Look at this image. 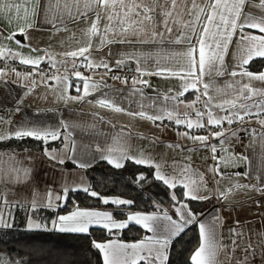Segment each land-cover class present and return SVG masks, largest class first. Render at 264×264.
I'll return each instance as SVG.
<instances>
[{"label": "snow or ice", "instance_id": "obj_1", "mask_svg": "<svg viewBox=\"0 0 264 264\" xmlns=\"http://www.w3.org/2000/svg\"><path fill=\"white\" fill-rule=\"evenodd\" d=\"M248 5L256 7L264 13V0H204L203 5L197 4L196 0H191L190 4L185 5V9L186 14L192 16L193 19L184 22L174 16L177 0H163V2L162 0H47V8L44 7L41 0H0V17H7L9 24L15 23V27L10 28L8 34H0V60L7 61L11 56L13 60L18 58L23 65L39 68L43 56L32 57L19 51L20 48L27 46L16 37H27L28 30L35 26V20L41 13L44 14L45 21L55 31L61 29L68 31L67 25L69 23L80 25V35L78 36L75 32L72 33V38L68 44L70 50L62 54L65 59L60 61L61 65H65L67 59L72 58L73 69L76 68L75 61L83 58L84 61H87V67H104L110 72L112 69L105 61L101 60L99 63H94L89 59L93 48L103 47L114 42H132L128 40L129 34L134 36L136 42L139 43H162L165 32L171 35L173 32L172 25H178L179 35L170 40V43L184 47L182 50L161 57V59L171 60L173 62L172 67L162 66L158 59L156 60L157 70L148 71L137 61L135 71L141 75H161L165 72L173 76L181 75V78L186 80L183 84V90L176 96H165L164 100L176 101L179 96L184 95V92L193 89L198 93L196 95L197 102L201 101L202 97L207 98L203 101L207 111L194 109L196 119L189 118L187 113L182 119L176 112L174 104L160 106L157 110L149 113L144 110V105L141 103L138 111H129L118 106L115 98L109 93H103L102 98L96 100L95 104L101 108L111 109L116 113H127L129 116L147 119L153 123L156 121L163 122L164 119H167L177 126L184 125L187 129L208 130L211 126V129L214 130L208 131L207 135H196L189 132L181 135L194 143L198 142L202 147L211 151V158L215 161V166L210 168V171L213 173V182L218 185L216 199L226 200L229 193L241 188L254 190L264 195V179L256 185L237 183L229 189L219 187L221 179L218 177H222L220 165L223 164L224 167H227L232 159L236 158L231 155L217 156V145L209 143L210 138L216 139L219 142L220 151L228 153V149L224 147V140L221 139L227 131L224 124L227 123L230 126L234 122L244 121L245 117H255L261 127L264 128V118H262L264 117V72L253 73L246 68L253 59L264 58V15L257 17L245 12V6ZM185 28L190 29V31L185 32ZM245 29L255 30L260 35L246 32ZM234 37L237 39L235 55L237 63L233 70L228 72L224 59ZM93 38H96L97 43H93ZM5 41L8 43H4ZM73 44L78 45V47L73 49ZM32 51L36 50L32 49ZM48 63L51 67H56V61L51 56ZM115 63L119 67L124 61L118 59ZM5 67H7V63H5ZM66 71L67 69H65ZM4 74L0 71V75ZM226 74L233 79L227 82L224 87L218 86L216 77ZM41 75L45 74L41 72ZM73 75L82 81V85L70 84L67 75L52 74L49 77L63 85L59 93L61 100L80 101L84 97L99 91L102 87H107L106 84L96 83L91 77L82 76L79 71H75ZM236 77H240V79H236ZM113 78L121 79L120 77ZM122 82L128 83L127 79ZM131 82L134 86L133 93L139 91L135 85L147 84V81L138 80L135 77ZM70 87H75L78 93L82 91V95H67ZM213 92L216 95H213ZM214 109H219L226 114L218 116L214 114ZM234 134L235 132H233ZM255 134L253 132V135ZM259 135L261 137L262 157H264V133ZM25 138H32L47 144L49 139H59L60 133L57 130L40 127H19L7 133L0 132V141L23 140ZM126 143V139L121 135L114 138L111 146L106 149L98 147L97 151L101 153L100 158L114 168H122L126 160H131L137 165H145L153 169L154 179L162 182L169 189L181 185L184 189L181 192L183 199L177 200V196L172 195V200L176 201L173 205L175 218L165 211L162 215L129 214L126 221L117 222L110 212L84 210L76 207L67 215H57L55 218H50L49 223L38 221L30 215L26 230H54L61 233L88 234L91 226H98L112 234L113 229L122 230L128 227V222H134L152 235L145 236L134 243L112 240L102 243L94 240L92 246L102 254L103 264H141V261L143 264H167L169 250L173 242L182 233H185L190 225L198 224L199 244L190 256L191 264H216L218 253L228 247L223 245L220 239V225L217 224V220L220 218L217 216L209 221H201L190 207L191 201L212 199V196L200 194L202 188H208V181L204 174L195 172L190 163H186L179 173H177L175 165L171 166V172L165 171L161 164L144 158L143 154L137 157L129 155ZM168 147L174 148L179 147V145H168ZM74 148V144H64V149L67 151L71 152ZM58 151L57 149L45 148L44 155L57 164H63L64 160L54 154ZM6 155L7 159H4ZM28 159L31 160L30 157ZM238 159H247V157H239ZM74 162L80 168L90 166V162ZM262 163H264V159H262ZM31 171L30 167L23 165V161L17 157L14 151L11 154L0 152V183L15 184L27 181ZM146 179L143 174L138 177L139 181ZM78 190H80L78 187H64L59 194L48 190L45 193L43 203L37 200L38 194H34L30 202H26L20 207H24L26 211L30 212L41 209L55 211L56 208L63 206L59 203L60 201L67 203L68 194ZM82 190L91 197L99 195L97 192L91 191L89 187H83ZM0 202L7 203L2 196H0ZM103 203L121 206L130 205L133 201L103 199ZM12 226L10 219L6 218L3 212H0V228H11ZM232 231L234 235L237 234L235 230ZM236 247V240L233 239V253ZM250 251L254 252V249L248 245L245 252ZM0 264H9V261L0 256ZM237 264H247V256L244 260L237 261Z\"/></svg>", "mask_w": 264, "mask_h": 264}, {"label": "crops", "instance_id": "obj_2", "mask_svg": "<svg viewBox=\"0 0 264 264\" xmlns=\"http://www.w3.org/2000/svg\"><path fill=\"white\" fill-rule=\"evenodd\" d=\"M41 3L47 8V0H41ZM190 3L191 0H177L176 12L174 14L176 19H182L184 22L193 19L192 16L186 14L185 9V5ZM196 3L203 5L204 0H196ZM244 11L257 17L264 15L258 8L250 5L245 6ZM14 27L15 23L9 24L7 17H0V34H8L9 29ZM67 27L68 31L63 29L60 31L53 30L51 25L45 21L44 14L41 13L35 20V26L28 30L27 37H16V39L21 40L27 46L20 48L19 51L32 57L43 56L39 68L23 65L19 62L18 58L13 60L11 56H9L7 61L0 60V71L5 73L4 75H0V118H2V121H0V132L7 133L19 127H40L57 130L60 133L59 139H49L47 144L37 140L43 145L42 149H7L3 148L2 145L9 140L0 141V152L11 154L14 151L17 157L23 161V165L30 167L32 170L30 178L27 181L15 184L0 183V196L7 201V203L0 202V212H3L6 217L14 209L24 211V224H21L23 227H20L24 230H26L24 227L30 215L38 221L49 223L50 218L57 216L55 211L60 207L56 208L55 211L41 209L36 212L26 211L24 207H20V205L26 204L25 199L27 197H33L34 194L42 197L39 202L43 203L46 191L52 189L51 183L48 180H32L34 179L32 178V173L39 172L36 169L43 163L48 166V171L56 169L62 173L73 172L74 175L86 174L88 176V170L100 162H106L100 158L101 153L97 151V148L106 149L113 144L114 138L123 135L127 142V151L133 157L143 154L144 158L161 164L165 171L168 172H171V166L175 165L177 173L180 172L186 163H190L191 168L195 172L204 174L205 179L208 181V188H202L200 194L212 196V199L199 201L204 203L206 207L203 212L197 214V217L201 221H209L218 216L220 218L217 220V224L220 225V239L223 245L228 246L225 250L218 253L216 264H237V261L244 260L245 256H247V264H264V195L254 190L241 188L229 193L226 200L216 199L218 185L213 182V173L210 171V168L215 166V161L211 158V151L202 147L198 142L194 143L192 140L186 139L181 135L185 132L203 135V129H187L184 125L177 126L174 122L167 119H164L163 122L156 121L153 123L147 119L129 116L127 113H116L111 109L101 108L98 104H95L96 100L102 98L103 93H109L115 98L118 106L129 111H138L141 103L144 105V110L149 113L157 110L160 106L174 104L176 112L182 119L185 113L189 115V118L196 119L194 109L207 111L203 103L207 98L202 97L201 101L197 102L196 95L198 93L193 89L184 92V95L179 96L176 101L164 100L165 96H176L183 90V84L186 80L181 78V75L173 76L167 72L161 75H141L135 71L137 61L148 71L157 70L156 60L158 59L162 66L172 67L173 62L171 60L161 59V57H165L174 51L182 50L184 47L183 45L170 43V40L179 35L177 30L179 26L173 24V32L171 35L165 32L162 43H139L136 42L134 36L129 34L128 40L132 42H114L103 47L93 48L89 59L94 63H99L101 60L105 61L112 69L110 72L104 67H87V61H84L83 58L75 61L76 68L74 69L72 67V58H68L65 65L60 64V61L65 59L62 54L70 50L68 44L72 38V33L75 32L78 36L80 35V25L69 23ZM185 29H187L186 32L190 31L188 28ZM245 31L260 35L255 30L245 29ZM4 43L8 42L5 41ZM93 43H97L96 38H93ZM236 45L237 39L234 37L224 59L228 72H231L237 63L235 58ZM76 47L78 45H72L73 49ZM32 49L36 51H32ZM50 56L56 61L55 68L51 67L48 63ZM118 59L124 61L119 67L115 63ZM261 59L264 58L253 59L246 66L247 70L253 73L264 72V67L259 71H254L251 68L254 61ZM5 63H7V67H5ZM65 69H67L66 72ZM75 71L81 72L82 76L86 78L91 77L98 84H106L107 87H102L99 91L84 97L80 101L61 100L59 93L63 85L49 77L52 74L57 76L67 75L70 84L80 86L82 85V81L73 75ZM41 72L45 75L42 76ZM113 77H120L121 79H114ZM134 77L138 80L147 81V84L135 85V88L139 89V91L133 93L134 86L131 81ZM124 79H127L128 83H123ZM232 79L227 74L219 76L216 77V84L224 87ZM236 79H240V77H236ZM66 94L77 96L82 95V91L78 93L75 87H70ZM212 94L216 95L214 92ZM213 111L218 116L226 114L219 109H214ZM3 121L9 123H4ZM224 128L227 131L221 139L224 140V147L228 149V153L220 151V145L216 139H212L213 144L217 145L219 156L231 155L236 159H232L227 167H224L223 164L220 165L222 177H218L221 179L219 187L229 189L237 183L240 185H256L260 180L264 179V163H262L264 157H262L261 137L259 135L260 133H264V128L261 127V124L257 122L255 117H245L244 121L234 122L230 126L225 123ZM233 132H235L234 135ZM253 132L256 134L253 135ZM241 134L246 136L245 143H242L240 139ZM65 143L69 145L74 144V150L71 152L65 150ZM168 145H179V147L169 148ZM45 148L59 150L54 154L58 158H62L64 163L57 164L55 161L49 160L44 155ZM29 157L31 160L28 159ZM239 157H247V159H238ZM43 158L44 161L42 162ZM4 159H7V155ZM74 161L90 162V166L80 168ZM128 162L133 163L131 160H126L124 165ZM151 170L153 172V169ZM76 181L82 180L78 178ZM71 187L77 186L72 185ZM78 188L80 189L78 191H83L82 188ZM172 190V195L175 194L177 200L183 199L181 192L184 189L181 185ZM55 194L59 193L56 192ZM104 199L111 201L120 198L108 197ZM63 202L60 201L59 203L64 204L65 202ZM175 203L176 201L169 207L153 212L124 211L126 215L121 219L117 218L114 211L108 208H79L102 212L107 211L113 214L114 220L122 222L126 221L129 214L136 213L162 215L167 211L169 215L175 218L173 207ZM7 207L9 208L7 209ZM48 211L52 215L49 216L47 214ZM71 211L59 215H67ZM7 218L10 219L12 227H15V217L10 218L8 216ZM131 225L141 227L134 222H128V227ZM193 225H197L198 227V224ZM92 228L100 227L91 226L89 232ZM127 228L122 230L113 229L112 238L101 242L106 243L112 240L134 243L140 241L145 236L152 235V233L147 232L141 227L146 233L143 238L137 240L121 239L119 235ZM232 230H235L237 234L234 235ZM46 232L61 233L54 230ZM233 239L236 240L237 244L234 253L232 252ZM248 245L252 246L254 252H245ZM141 264H143V261H141Z\"/></svg>", "mask_w": 264, "mask_h": 264}, {"label": "trees", "instance_id": "obj_3", "mask_svg": "<svg viewBox=\"0 0 264 264\" xmlns=\"http://www.w3.org/2000/svg\"><path fill=\"white\" fill-rule=\"evenodd\" d=\"M263 67L264 59L254 61L251 66L254 71ZM2 146L7 149L43 148L41 143L31 138L11 139ZM88 174L92 191L99 195L91 197L84 191L70 192L67 196L68 202L55 211V214H63L76 207L108 208L121 219L126 215L124 211L153 212L174 203L173 190L156 181L148 167L128 162L117 169L107 162H100ZM141 174L147 178L145 181L138 180ZM108 197L131 200L133 203L121 207L106 205L103 199ZM190 207L199 214L206 206L202 202L191 201ZM47 214L52 215L49 211ZM20 227L23 225L16 224L15 227L0 230V256L6 258L9 264H103L101 253L92 246V242L112 238L102 228H92L88 234H69L27 231ZM145 234L141 227L131 225L119 237L124 240H137ZM198 244L199 229L197 225L190 226L173 242L168 264H191L190 256Z\"/></svg>", "mask_w": 264, "mask_h": 264}, {"label": "rangeland", "instance_id": "obj_4", "mask_svg": "<svg viewBox=\"0 0 264 264\" xmlns=\"http://www.w3.org/2000/svg\"><path fill=\"white\" fill-rule=\"evenodd\" d=\"M185 32L187 29H184ZM44 161V158L42 160V162ZM39 170L32 173V180L34 181H42V180H48L51 183V191H53L54 193H60L61 190L63 191L64 187H69L71 188V186H77L83 189V187H89L90 190L92 191V188L90 187V182H89V174L88 176L86 174L83 175H74L73 172H64L61 173L58 172L56 169L48 171V166H46L45 164H40L39 167L36 169ZM89 172V170H88ZM81 178L82 181H76V179ZM42 179V180H41ZM63 188V189H62ZM33 197H27L25 199L26 202H30L32 200ZM115 198V197H112ZM42 199V197L37 196V200L40 201ZM121 199V198H120ZM56 203V202H55ZM64 203V202H63ZM9 207H7L8 209ZM10 211V209H9ZM43 215V214H42ZM15 217V221L17 225L22 226L21 224H23L24 219H25V212L24 211H19V210H13V212L9 215H6L7 217ZM26 228V225L25 227Z\"/></svg>", "mask_w": 264, "mask_h": 264}, {"label": "built area", "instance_id": "obj_5", "mask_svg": "<svg viewBox=\"0 0 264 264\" xmlns=\"http://www.w3.org/2000/svg\"><path fill=\"white\" fill-rule=\"evenodd\" d=\"M210 130H214V129H211V126H209L208 130L203 129V131H204L203 135H207L208 131H210ZM240 139H241L242 143H245L246 136L244 134H241L240 135ZM209 143L213 144L212 138H210ZM216 155L219 156V150L218 149H217V154Z\"/></svg>", "mask_w": 264, "mask_h": 264}]
</instances>
